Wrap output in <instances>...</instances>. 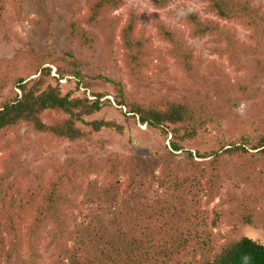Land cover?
<instances>
[{
    "label": "rangeland",
    "instance_id": "1",
    "mask_svg": "<svg viewBox=\"0 0 264 264\" xmlns=\"http://www.w3.org/2000/svg\"><path fill=\"white\" fill-rule=\"evenodd\" d=\"M89 1L2 0L0 77L11 83L0 94V103L20 93L12 83L15 76L32 79L38 77L42 69L52 68L51 76L54 77L56 69L50 64L53 56L71 54L84 64L86 76L96 77L91 92H105L112 102L100 112L86 117V122L113 121L123 127V133L104 129L85 140L70 141L37 133L30 125L24 124L2 134L0 263L73 264L78 260L87 264L89 261L115 264L104 259L101 263L97 242L105 236L107 228L115 227L109 231L112 236L118 232L119 226L122 238L123 232H132L129 222L139 224L132 216H127L132 209L124 207L126 198L146 197L153 201L166 193V187L151 183L150 179L137 191L130 189L126 192V180L133 173L128 157H138L139 170L147 175L162 165L157 157L169 153L171 137H164L161 131L141 124L137 118L127 117L126 109L121 110L113 103L114 87L103 84L100 76L121 82L128 95L140 99H171L196 104L207 123L195 139L183 143L194 156L248 142L250 153L244 156L223 154L219 171H213L207 164L201 166L207 172L202 178L204 190L199 196L207 201V185L210 184L207 180L212 177L217 197L205 205L202 212H210V218H213L212 211L222 214L217 228L211 229L213 246L225 242L227 235H232L235 230L239 235L264 243V230L249 226L239 229L231 218L232 210L241 205L242 193L246 196L254 190L249 182L255 175L253 166L256 160L259 157L264 160V156L251 149L264 143V0H238L252 9L258 27L247 26L244 17L220 19L204 0H174L162 8L156 7L155 0H123L121 7L114 12L105 11L97 23L89 25L82 18ZM178 9H189L204 21L218 22L225 31L218 37L213 34L195 37L191 27L176 16ZM131 11L139 16L138 27L145 35L143 41L149 40L146 44L148 53L142 57L131 51L136 49L125 47L121 38ZM158 21L181 36L187 50L171 53L168 49L172 45L158 34ZM46 81L53 86L58 84L51 77ZM60 87L63 95L85 96L84 91L75 90L74 80L64 79ZM58 117L61 115L48 111L43 120L50 123ZM78 124L87 132L91 130ZM115 153L126 157V171L113 178L111 169L102 165ZM184 156L185 153L171 157L175 172V167H184ZM72 160H76L75 172L70 182L67 177L64 179V206L61 209L68 217L69 241L61 245L59 235L51 241L55 229L48 224L41 229V236L34 240L32 250L27 238L29 221H20L13 207L15 204L26 206L31 196L36 197L49 187V183L57 180L55 178H60L62 168L66 169ZM138 202L134 201L133 207ZM259 209L264 212V198ZM202 212L201 215L206 216ZM10 216L20 227L17 236L8 225ZM120 217L123 220L120 221ZM114 221H118V225ZM34 251L38 257L32 259ZM189 251L192 254L183 255L181 261L188 262L202 256L194 247Z\"/></svg>",
    "mask_w": 264,
    "mask_h": 264
},
{
    "label": "trees",
    "instance_id": "2",
    "mask_svg": "<svg viewBox=\"0 0 264 264\" xmlns=\"http://www.w3.org/2000/svg\"><path fill=\"white\" fill-rule=\"evenodd\" d=\"M172 1L174 0H155L154 3L156 7L162 8ZM204 1L209 3L215 16L222 20L244 17L248 22L247 26H259L258 20L247 3L238 2V0ZM122 3L123 0H90L82 18L89 25H93L100 20L105 11L114 12L121 7ZM3 11L4 7L0 0V22L3 21ZM176 16L191 27L195 37L207 34L218 37L225 31L218 22L204 21L198 13L189 9H178ZM138 20V14L131 11L130 17L122 28L121 38L125 47L136 49L131 51L142 57L148 53L146 44L149 40L143 41L145 35L138 27ZM157 28L161 38L172 45V48L168 49L171 53L187 50L182 37L173 29L160 21L157 22ZM227 42L231 44L230 41ZM136 59H138L137 56ZM50 64L56 69L54 77L51 76L52 68H44L36 78L26 79L19 76L13 78L12 83L20 93L11 100L0 103V139L6 131L16 129L24 124L30 125L37 133L70 141L85 140L92 133L104 129L123 133V127L113 121L86 122V117L100 112L106 104L112 105V102L107 98L109 96L105 92H91L90 89L96 77L86 76L85 66L82 62L69 54L62 57L53 56ZM47 77L56 80L58 84L56 86L48 84ZM64 79L74 80L75 90L84 91L85 96L76 98L71 94L63 95L60 82ZM99 79L103 84L108 83L114 87L113 103L121 110L125 108L127 117L137 118L141 124L161 131L164 137H171L169 153L157 157L159 164L162 165L147 175L139 170L138 157H128L133 165L131 167L133 173L126 180L128 187L126 192H129L130 189L137 191L140 186L148 184V179L151 180V183H161L162 188L166 187L167 191L153 201L146 197L134 199L128 196L126 198L124 207L128 210L132 209L131 213L127 212V216H132L133 221L139 222V224L133 225L129 222L128 225L132 232L130 234L123 232L122 238L120 236L122 230L119 226L118 232L112 236L109 231L115 227L111 225L112 227L107 228L105 236L99 238L97 242V249L102 256L99 258L101 263L104 259L115 264H119V262L122 264H171L173 262L174 264H264V243L245 235H239L236 230L232 235H227L226 241L218 247L212 245L210 236L213 233L211 229L217 228L222 217V214L217 211H212L213 218H210V212L206 210L202 212L205 205H209L217 197L218 192L210 179L212 177L207 180V183L211 184L207 185L209 187L206 195L208 196L207 201H203L199 196V192L204 190L202 178L206 177L205 173L207 172L206 168L202 170L201 166L207 164L213 171H219L222 155L244 156L249 154L248 142L240 145L232 144L230 148H222L218 152L194 156L191 151L184 148L183 143L195 139L207 123L203 118L202 110L196 104L190 101L171 99L157 101L140 99L135 95H128L123 84L117 80L101 76ZM10 83L6 78L0 77V94ZM48 111L56 112L61 117L46 123L43 116ZM78 123L90 127L91 130L89 132L83 130ZM251 149L264 156V143L254 145ZM176 152H180V154H175ZM183 153L186 154L183 159L185 165L184 167L182 165L175 167L177 169L175 172L172 168L174 162H171V157ZM196 158L203 161H196ZM163 161L170 162L166 164L162 163ZM75 163L76 160H72L66 169L62 168V176L55 178L57 180L49 183V187L36 197L31 196L26 206L15 204L13 207L15 215L19 217L20 221H29L27 238L32 250L35 247L34 240L41 236V229L48 224L53 225L55 229L51 234V241L57 235L60 237L61 245H66L69 241L68 217L61 211L64 206L62 194L65 189L64 179L67 177L69 182L73 179ZM263 163V157L256 160V165L253 166L255 175L250 178L249 182L254 190H251L246 196H244L245 193H242L240 196L241 205L232 210L231 218L239 229L249 226L264 230V212L259 209L264 198ZM102 167L110 168L112 177L116 178L119 176V172L126 171V157L119 153L112 154L103 161ZM134 201L138 202L135 207H133ZM201 212L207 218L201 215ZM121 213L123 214V212ZM7 219L8 225L17 236L20 232L17 220L12 216ZM121 220H123L122 217H120ZM114 222L118 225V221ZM193 247L194 250L201 251L202 256L196 260H188V262L181 261L183 255L192 254L189 249ZM37 255V252L34 251L32 259L38 257ZM73 264L87 263L75 260ZM89 264L96 263L89 261Z\"/></svg>",
    "mask_w": 264,
    "mask_h": 264
}]
</instances>
